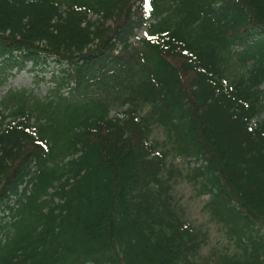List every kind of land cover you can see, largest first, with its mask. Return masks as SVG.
Masks as SVG:
<instances>
[{
	"label": "trees",
	"instance_id": "trees-1",
	"mask_svg": "<svg viewBox=\"0 0 264 264\" xmlns=\"http://www.w3.org/2000/svg\"><path fill=\"white\" fill-rule=\"evenodd\" d=\"M47 63L0 96V264H264V0H0V88Z\"/></svg>",
	"mask_w": 264,
	"mask_h": 264
},
{
	"label": "rangeland",
	"instance_id": "rangeland-1",
	"mask_svg": "<svg viewBox=\"0 0 264 264\" xmlns=\"http://www.w3.org/2000/svg\"><path fill=\"white\" fill-rule=\"evenodd\" d=\"M145 35V28L138 31L137 36L143 37ZM47 67L40 66L32 67V65L27 64L25 69L21 72H12V76L9 77L5 84L0 88V96L9 92H18L21 90L31 91L38 99H43L47 96L48 91L52 89L51 84L52 75H57V69L54 64H46ZM123 110V109H122ZM121 110V111H122ZM117 114V107L112 108L110 111V116ZM153 138L162 142V135L160 131L155 130L153 132ZM173 166L178 170H181L183 175L186 174L187 169L195 167L193 163L190 166L186 165V161L175 160ZM174 196L182 209L185 212L187 219L195 226H200L201 228L208 231L209 241L208 244L203 248L202 255L209 256L210 253H218L222 251L226 246L227 242L224 238L223 232L213 223L208 220V217L202 213V206L207 200V197H198V188L193 186L191 183L187 182L183 178H177L176 184L173 188ZM2 213L0 212V216ZM0 219L1 223H7L8 218ZM1 226V225H0ZM2 239L3 237L0 236Z\"/></svg>",
	"mask_w": 264,
	"mask_h": 264
},
{
	"label": "snow or ice",
	"instance_id": "snow-or-ice-1",
	"mask_svg": "<svg viewBox=\"0 0 264 264\" xmlns=\"http://www.w3.org/2000/svg\"><path fill=\"white\" fill-rule=\"evenodd\" d=\"M144 4L147 7L148 6V0H144Z\"/></svg>",
	"mask_w": 264,
	"mask_h": 264
}]
</instances>
